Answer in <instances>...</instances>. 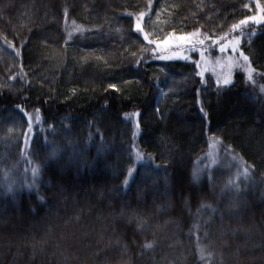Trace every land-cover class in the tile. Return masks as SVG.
<instances>
[{"label":"trees","instance_id":"obj_1","mask_svg":"<svg viewBox=\"0 0 264 264\" xmlns=\"http://www.w3.org/2000/svg\"><path fill=\"white\" fill-rule=\"evenodd\" d=\"M260 6L0 0V264H264V22L232 29ZM197 30L187 56L158 52ZM237 36L254 83L217 86L200 54Z\"/></svg>","mask_w":264,"mask_h":264},{"label":"rangeland","instance_id":"obj_2","mask_svg":"<svg viewBox=\"0 0 264 264\" xmlns=\"http://www.w3.org/2000/svg\"><path fill=\"white\" fill-rule=\"evenodd\" d=\"M183 45L184 44L181 43L180 41L172 40L165 42L162 45H158L157 50L160 53H164L163 55L164 56L166 55L165 56L166 58H180L183 56H187L185 52L181 51V49H183ZM225 51L227 52L229 51V49L226 48ZM232 53H230L231 55L220 56L217 58H211L207 55L203 56V54H200V61L198 64L200 66L201 74L203 76L211 75L214 83L217 86H224L223 81L226 78L230 79L232 84L234 73L236 70L242 69L244 72H246L241 67V64L243 63L242 58L240 56L237 57L234 51H232ZM218 158H219V150L216 147H214L210 153H208L206 156H204L202 159L196 162L194 168L195 178L197 179L203 178L206 172L214 167ZM26 162L28 164L25 167V174L27 175V178H30L31 180H35V178L37 177L40 171L39 161H36L33 157L29 156ZM37 167H39V171L36 173L34 177L33 169ZM20 180H21L20 178L16 179L14 176L7 174L3 182L5 184L11 183L12 185L13 183H17L16 181H20Z\"/></svg>","mask_w":264,"mask_h":264},{"label":"snow or ice","instance_id":"obj_3","mask_svg":"<svg viewBox=\"0 0 264 264\" xmlns=\"http://www.w3.org/2000/svg\"><path fill=\"white\" fill-rule=\"evenodd\" d=\"M141 15H143V14H141ZM250 22H264V6H260V15L248 16L246 19L240 20L238 24H233L232 25V29L233 30L242 29V26H244L246 24H249ZM134 31L137 34H139L141 36H144L143 29H142L138 19H137V22L135 24ZM198 35H199V31L197 30V31H194V32H192L190 34L181 35L177 39L179 41H181V42L192 43L193 42V37L198 36ZM144 38L146 39L147 37L144 36ZM206 39L211 40L212 38L211 37H206ZM220 39H226V38L225 37H221ZM152 43H155V41H153ZM198 43L203 44L204 41L200 40V41H198ZM216 43H220V41L217 40ZM239 44H240V37L237 36L234 39L228 41L227 44H221L220 51L223 52L226 48H231L232 51L238 52L239 56L242 58V61H243V63L241 64V67L247 72L249 81L254 83V81H253V73L255 72V69L251 67L252 61H251V59L249 58L248 55H245L243 52L239 51V48H238ZM217 83H219V82H217ZM223 84H224L225 87H227V86H229L231 84V80L226 78V79H224ZM109 87L115 88L116 86L115 85H109ZM201 111H203V106L202 105H201ZM136 115L138 116L139 113H137ZM31 132H32V129H31V118H29V120H28V133L25 135V138H24V143L26 145L28 144V136L31 135ZM59 152H60V148L58 146H56V145H53L52 146V151L50 153V157H57ZM252 167H254V166H252ZM38 171H39V167L33 169V176L34 177H35V175H36V173ZM247 172H248V169L245 168L244 169L245 175H247ZM128 175L131 176V170H129ZM127 184H128V181L125 180L124 181V186H127ZM28 187L31 188V187H33V185H28ZM8 191H12V189L9 188ZM38 199L40 200L41 203L45 202L43 197H38ZM146 247L152 248L153 245L152 244H147Z\"/></svg>","mask_w":264,"mask_h":264}]
</instances>
